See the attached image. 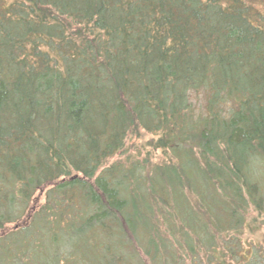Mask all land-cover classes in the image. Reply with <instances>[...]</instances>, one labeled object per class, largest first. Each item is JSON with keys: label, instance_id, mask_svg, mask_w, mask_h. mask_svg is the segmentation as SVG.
I'll list each match as a JSON object with an SVG mask.
<instances>
[{"label": "trees", "instance_id": "trees-1", "mask_svg": "<svg viewBox=\"0 0 264 264\" xmlns=\"http://www.w3.org/2000/svg\"><path fill=\"white\" fill-rule=\"evenodd\" d=\"M0 264H264V0H0Z\"/></svg>", "mask_w": 264, "mask_h": 264}, {"label": "rangeland", "instance_id": "rangeland-1", "mask_svg": "<svg viewBox=\"0 0 264 264\" xmlns=\"http://www.w3.org/2000/svg\"><path fill=\"white\" fill-rule=\"evenodd\" d=\"M191 99H192V101H195V102H201V98L199 96L196 97V96L192 95Z\"/></svg>", "mask_w": 264, "mask_h": 264}]
</instances>
